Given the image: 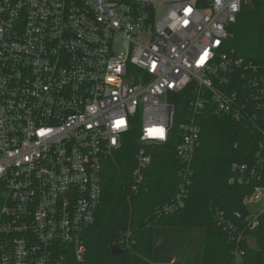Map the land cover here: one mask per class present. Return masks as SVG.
I'll use <instances>...</instances> for the list:
<instances>
[{
  "label": "built area",
  "instance_id": "obj_1",
  "mask_svg": "<svg viewBox=\"0 0 264 264\" xmlns=\"http://www.w3.org/2000/svg\"><path fill=\"white\" fill-rule=\"evenodd\" d=\"M242 0H0V264H81L106 160L139 127L135 189L149 145L174 140L181 209L206 109L245 124L264 151V67L226 54ZM189 87L184 111L176 95ZM188 90V89H187ZM230 183L256 168L231 166ZM264 199V184L245 200ZM258 215L242 219L249 230ZM217 225L236 244L234 221ZM235 264L244 252L235 250Z\"/></svg>",
  "mask_w": 264,
  "mask_h": 264
},
{
  "label": "trees",
  "instance_id": "obj_2",
  "mask_svg": "<svg viewBox=\"0 0 264 264\" xmlns=\"http://www.w3.org/2000/svg\"><path fill=\"white\" fill-rule=\"evenodd\" d=\"M229 31L232 36L223 52L264 67V0H242ZM187 89L176 95V113L184 111L190 99ZM139 132L138 126L131 129L104 163L101 202L93 225L84 233L86 254L81 264H235V250L244 252L242 264H264V214L250 232L234 219L237 213L242 219L248 215L245 200L264 184L260 136L245 124L206 109L184 205L164 215L159 210L175 198L180 183L174 140L146 147L152 161L135 189L136 154L142 148ZM233 164L256 168L255 177L245 173L241 183H230ZM218 216L239 225L258 249L248 248L247 237L239 244L230 241L217 225ZM113 248L120 253L112 255Z\"/></svg>",
  "mask_w": 264,
  "mask_h": 264
},
{
  "label": "rangeland",
  "instance_id": "obj_3",
  "mask_svg": "<svg viewBox=\"0 0 264 264\" xmlns=\"http://www.w3.org/2000/svg\"><path fill=\"white\" fill-rule=\"evenodd\" d=\"M194 158V157H193ZM264 204V199H261L260 202H258V204L256 205V203H253V202H250V201H247L245 203L246 205V208L248 210V212L252 215V216H256L260 213L261 211V208ZM252 230H249L248 232H250ZM245 232V231H244ZM243 232V235H245V233ZM244 237H250V236H247L245 235ZM237 249V247L235 248Z\"/></svg>",
  "mask_w": 264,
  "mask_h": 264
},
{
  "label": "water",
  "instance_id": "obj_4",
  "mask_svg": "<svg viewBox=\"0 0 264 264\" xmlns=\"http://www.w3.org/2000/svg\"><path fill=\"white\" fill-rule=\"evenodd\" d=\"M246 243H247V246H248L249 249H252V250H257L258 249V245H257L256 241L253 240L251 237H247L246 238ZM119 253H120V251L117 250L116 248H113L111 250V254L112 255H117Z\"/></svg>",
  "mask_w": 264,
  "mask_h": 264
}]
</instances>
